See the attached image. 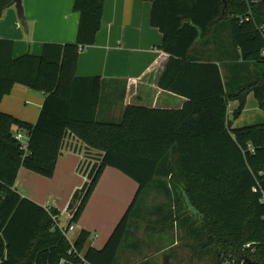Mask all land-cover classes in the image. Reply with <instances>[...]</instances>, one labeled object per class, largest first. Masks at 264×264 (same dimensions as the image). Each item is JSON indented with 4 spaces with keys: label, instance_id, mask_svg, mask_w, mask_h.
Returning a JSON list of instances; mask_svg holds the SVG:
<instances>
[{
    "label": "trees",
    "instance_id": "1",
    "mask_svg": "<svg viewBox=\"0 0 264 264\" xmlns=\"http://www.w3.org/2000/svg\"><path fill=\"white\" fill-rule=\"evenodd\" d=\"M104 0H74L79 17L75 43L44 44L39 56L14 59L13 43L0 40V101L14 85L44 96L34 125L0 113V264H55L69 246L51 216L31 200L12 191L21 168L52 178L63 143L69 136L98 153L93 165L78 172L86 177L66 212L70 224L83 212L101 174L115 169L133 180L137 191L131 205L101 250L85 248L87 234L74 236L76 249L88 264H113L139 206V196L168 173L169 152L178 154L187 206L196 213L207 246L216 254L238 253L247 242L258 243L252 259L264 264V123L231 129L252 94L264 113V6L260 0H146L149 23L162 37L159 51L167 61L158 87L185 100L180 110L128 106L119 120L99 116L102 93L109 83L99 77L75 75L78 53L92 46L101 27ZM15 0H0V17ZM228 33L224 57L194 55L196 46L211 45ZM224 43V42H223ZM217 61L229 60L239 80H222ZM253 69L245 78L247 65ZM238 108L227 119V105ZM30 131L23 157L14 131ZM169 192V190H167ZM138 204V205H137ZM142 207H140L141 209ZM151 215V214H150ZM168 222L175 217L155 214ZM154 216V215H151ZM160 220V218H158Z\"/></svg>",
    "mask_w": 264,
    "mask_h": 264
},
{
    "label": "crops",
    "instance_id": "2",
    "mask_svg": "<svg viewBox=\"0 0 264 264\" xmlns=\"http://www.w3.org/2000/svg\"><path fill=\"white\" fill-rule=\"evenodd\" d=\"M19 1L23 14L22 19L18 18L15 4L9 7L0 17V40L12 41V57L14 59L25 54L39 56L44 44L75 43L79 17L71 11L74 0ZM150 11L151 3L146 0H104L101 27L96 35L95 42L92 46L78 53L75 70L77 77H99L110 82L102 93L103 104L99 109L101 119L119 120L123 109L128 106L176 111L184 105L185 100L183 98L163 91L158 87V81L164 70L167 55L161 53L158 49L162 37L156 29L150 26ZM223 36L224 34H221L220 38H216L213 41L214 43L209 46L203 44L196 46L194 55L197 58H203L213 54V52L215 54L223 52V56L226 57L225 54L229 51V39L227 36L225 43H223L225 39ZM217 58L218 55L212 63L218 67L223 82L225 83L231 78L235 79V77L236 80H239V77L232 71L234 64H231L225 58L217 61ZM247 66L242 78H245L253 69L252 64ZM117 93L122 95V102L119 107L116 105V100H114L117 99ZM43 101L44 96L42 94L21 85H14L11 92L0 101V113L34 125ZM237 108V101L228 103L227 119L231 120V115ZM239 118L241 119L239 120ZM239 118L231 120V129L264 123V113L258 109L251 93L246 96L245 106ZM85 150L84 145L76 138L69 136L65 139L52 176L53 178L57 174L55 180H57L56 182L59 180L60 183V197L46 195L45 198H38L35 190L28 182L38 181L40 183L42 181L37 179L39 175L24 168L19 170L13 188L20 195L22 190L29 191L31 194L29 200L41 207L49 206L52 208L54 207L53 204L59 199H63L64 205L66 204L64 210L66 214L67 205L73 193L86 182V177L78 172L84 153L95 152ZM172 151L173 153L169 152L167 157L168 159H175L177 162L178 154L174 150ZM158 171L168 173V176L163 179L164 183L155 182L143 193V196H146L147 204L142 206L141 212L146 213V210H148L149 212L146 213L148 215L163 214L169 219L177 214L180 217L197 218L192 208L187 206L183 191L185 190L183 180H170L172 172L175 174L181 173L178 164L170 165V163H166L160 166ZM75 173L82 175L84 179L82 186L79 181L75 180L68 181L63 186V179L68 176H75ZM110 175L116 176L122 182H128V179H123L125 176L121 177L119 173L107 174V176ZM153 201H163V203L159 206L150 205ZM120 205H124V203L121 202ZM104 224L105 227H102V229L108 232V222ZM81 225L85 228L90 227L84 222ZM102 247L95 250H101Z\"/></svg>",
    "mask_w": 264,
    "mask_h": 264
},
{
    "label": "rangeland",
    "instance_id": "3",
    "mask_svg": "<svg viewBox=\"0 0 264 264\" xmlns=\"http://www.w3.org/2000/svg\"><path fill=\"white\" fill-rule=\"evenodd\" d=\"M227 36L228 33L223 36L225 38L224 43ZM116 98L114 100H116V105L119 107L122 102L121 93H117ZM97 158V153L85 152L81 162L83 163V172L85 168L93 165ZM177 162L175 159H171L172 164ZM108 173H119L121 177L125 176L115 169H106L101 174L80 217L72 223L75 231L68 233L73 238L78 233L85 232L87 234L85 248L100 249L106 243L134 200L138 188V185L128 177L123 178L128 179V182L125 183L114 175L107 176ZM75 174L72 177H65L63 186L71 180L79 181L82 186L84 180L82 175ZM56 175L51 179L39 176L37 179L42 182L29 181L28 184L35 190L38 198H45L46 195L60 197V183L59 180L56 182ZM21 195L29 199L31 194L27 190H22ZM138 199V203L140 202L138 210L129 221L127 234L122 240L113 264H216L215 251L207 246L197 218L182 216L179 220L176 219L175 222H168L160 216L146 214L149 212L148 210H146V213H142L140 207L147 204V199L146 196H139ZM121 202L124 205H120ZM162 203L163 201H153L150 205L159 206ZM53 206L52 208L60 213L59 223L65 227L68 223V217L64 211L66 208L64 200L59 199ZM83 222L90 227H82ZM107 222L108 232L102 229V227H105L104 223Z\"/></svg>",
    "mask_w": 264,
    "mask_h": 264
},
{
    "label": "built area",
    "instance_id": "4",
    "mask_svg": "<svg viewBox=\"0 0 264 264\" xmlns=\"http://www.w3.org/2000/svg\"><path fill=\"white\" fill-rule=\"evenodd\" d=\"M259 31L262 35H264V25L259 26ZM261 56L264 57V50L261 52ZM13 138L18 144L19 150L22 153L23 157L26 156L28 151L29 145V138H30V131H14ZM12 191H16L14 188L11 189ZM2 197L0 192V198ZM47 213H51L52 208L49 206L43 207ZM68 217V223L65 227H63L58 220V216H51L52 221L58 231L62 234L65 241L67 242L69 249L67 250L66 254L60 258L55 264H88L86 259L84 258L83 254L80 253L75 245H74V238L68 235V233H72L74 231V226L72 223L70 224L71 216L66 213ZM259 244L254 242H247L244 243L238 253H231L228 251H220L217 257V264H262L258 263L252 259L253 255L256 253V248Z\"/></svg>",
    "mask_w": 264,
    "mask_h": 264
},
{
    "label": "water",
    "instance_id": "5",
    "mask_svg": "<svg viewBox=\"0 0 264 264\" xmlns=\"http://www.w3.org/2000/svg\"><path fill=\"white\" fill-rule=\"evenodd\" d=\"M260 2L264 6V0H260ZM15 6H16V9H17L18 18L22 19L23 18V14H22V10H21V7H20V1L19 0H15Z\"/></svg>",
    "mask_w": 264,
    "mask_h": 264
}]
</instances>
